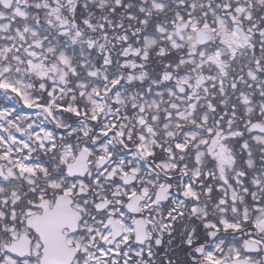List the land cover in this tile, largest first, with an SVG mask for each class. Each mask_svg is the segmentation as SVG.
I'll list each match as a JSON object with an SVG mask.
<instances>
[{"label":"snow or ice","instance_id":"6c2138e0","mask_svg":"<svg viewBox=\"0 0 264 264\" xmlns=\"http://www.w3.org/2000/svg\"><path fill=\"white\" fill-rule=\"evenodd\" d=\"M0 264H264V0H0Z\"/></svg>","mask_w":264,"mask_h":264}]
</instances>
